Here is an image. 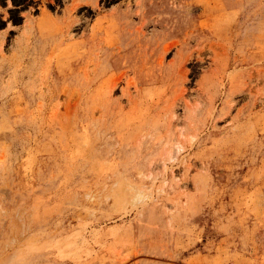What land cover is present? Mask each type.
Here are the masks:
<instances>
[{
    "label": "rangeland",
    "instance_id": "rangeland-1",
    "mask_svg": "<svg viewBox=\"0 0 264 264\" xmlns=\"http://www.w3.org/2000/svg\"><path fill=\"white\" fill-rule=\"evenodd\" d=\"M0 264H264V0H0Z\"/></svg>",
    "mask_w": 264,
    "mask_h": 264
},
{
    "label": "bare ground",
    "instance_id": "bare-ground-1",
    "mask_svg": "<svg viewBox=\"0 0 264 264\" xmlns=\"http://www.w3.org/2000/svg\"><path fill=\"white\" fill-rule=\"evenodd\" d=\"M140 195H141V193L138 194V196H140Z\"/></svg>",
    "mask_w": 264,
    "mask_h": 264
}]
</instances>
